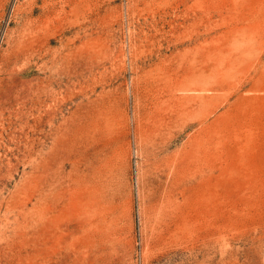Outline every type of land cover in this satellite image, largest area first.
Listing matches in <instances>:
<instances>
[{"label": "rangeland", "instance_id": "374dc122", "mask_svg": "<svg viewBox=\"0 0 264 264\" xmlns=\"http://www.w3.org/2000/svg\"><path fill=\"white\" fill-rule=\"evenodd\" d=\"M0 264H264V0H0Z\"/></svg>", "mask_w": 264, "mask_h": 264}]
</instances>
